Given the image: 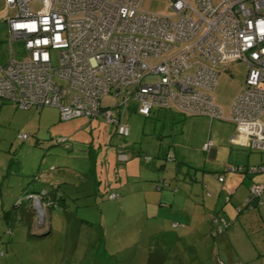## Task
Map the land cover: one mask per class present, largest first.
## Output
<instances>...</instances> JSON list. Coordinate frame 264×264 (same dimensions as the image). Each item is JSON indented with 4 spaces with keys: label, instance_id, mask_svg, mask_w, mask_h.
<instances>
[{
    "label": "rangeland",
    "instance_id": "obj_1",
    "mask_svg": "<svg viewBox=\"0 0 264 264\" xmlns=\"http://www.w3.org/2000/svg\"><path fill=\"white\" fill-rule=\"evenodd\" d=\"M170 3L171 0H143L141 9L168 16ZM9 13L0 2V64L10 58L2 23ZM13 51L16 59L23 55L17 45H13ZM163 60L164 57L148 60L147 64L153 67ZM51 65H58L56 52L51 54ZM223 68L213 95L214 103L226 119L235 97L242 92L247 67L243 62H229ZM157 79L150 76L143 82L152 83ZM121 102V96L104 95L101 107L112 108L115 115V108ZM136 107L131 101L123 114L122 122L129 128V135L123 138L103 117L62 121L56 108L20 109L0 102V264H148L150 254H154L155 264H264V223L253 225V229L246 224V233L238 219L239 214L247 212L242 206L248 194L243 196L242 205L234 208L237 217L230 223L226 220L229 227L226 232L237 227L229 242L224 243L220 241L226 240V235L212 238L211 224L209 229L197 232L187 219L171 227L172 221L177 220L171 217L170 208L161 209L160 215L151 214L147 204L157 200L144 198L147 193L159 194V190L148 192L149 187L159 181L156 179L165 181L164 188L167 182L170 187L173 178L186 185L199 184L201 176L213 171L210 168L214 169L215 163L227 166V157L233 155L232 152L243 153L245 160L250 153L252 159L263 163L264 153L230 146L233 126L225 120L211 121L176 112L172 120L162 113L154 119L139 115ZM20 134L28 138L19 139ZM58 138L66 139L69 148L57 144ZM209 142L213 144L211 149L217 151L214 159L202 150ZM159 147L165 148L161 153L167 151L175 159L165 160L158 155ZM122 148L129 151L126 153L129 160L125 163L117 160V152ZM133 151L137 155L131 158ZM41 174H52V179L48 177L47 181L51 180L50 185H40ZM32 186L45 188L52 195L57 193L56 198L62 200L58 205L54 199L47 201L48 213L44 210L40 218L34 217L41 228H37L34 221L28 226L26 202L5 221L1 217L2 207L9 211ZM237 192L239 195L241 190ZM111 193L117 198L109 199ZM229 195L232 201L237 196L228 193L218 205L229 206ZM35 204L39 206L40 202L35 201ZM249 212L257 214V207L248 209ZM250 217L247 223L251 222ZM162 231L178 235L181 240L166 245L159 239ZM188 245L193 246V253L187 249Z\"/></svg>",
    "mask_w": 264,
    "mask_h": 264
},
{
    "label": "built area",
    "instance_id": "obj_2",
    "mask_svg": "<svg viewBox=\"0 0 264 264\" xmlns=\"http://www.w3.org/2000/svg\"><path fill=\"white\" fill-rule=\"evenodd\" d=\"M142 1L0 0L10 11L2 22L10 58L0 64V102L56 108L62 121L103 117L125 138L129 128L122 117L132 101L143 117L161 109L225 120L234 127L229 144L264 153V0H171L168 16L142 10ZM13 45L23 53L18 59ZM53 52L57 67L51 65ZM161 57V63L147 64ZM229 62L245 63L247 72L225 119L213 92ZM150 76L157 81L143 82ZM104 95L121 96L115 115L101 107ZM55 142L69 148L64 138ZM211 147L209 142L203 149ZM126 153L118 150L119 162L128 160ZM228 171L255 175L264 173V165ZM263 190L251 184L242 209L259 207ZM46 196L45 190L25 195L35 218L46 210ZM212 223L214 237L227 226L217 216Z\"/></svg>",
    "mask_w": 264,
    "mask_h": 264
},
{
    "label": "crops",
    "instance_id": "obj_3",
    "mask_svg": "<svg viewBox=\"0 0 264 264\" xmlns=\"http://www.w3.org/2000/svg\"><path fill=\"white\" fill-rule=\"evenodd\" d=\"M160 113H162L163 116H168L172 120L175 111L173 112V111H165V110H161V109H154V110H152V112L148 118H151V117H153L154 119L158 118ZM233 129H234V127H233ZM233 129H232V133H233ZM230 146H231V144H230ZM212 147H213V144H212ZM232 147H235L236 149L244 150V148H240L237 146L232 145ZM161 150H165V148L159 147L157 150V154L160 155L161 157H165V160H166L168 153H167V151H165V153H161ZM202 150H203V152L206 153V155H208L209 158H211V159L215 158L216 152H217L216 150H214V149H211V150L202 149ZM127 152H129V151H127ZM232 153H233V155L229 154V156L227 157V166L228 167L223 166L222 162L215 163L213 165L214 169H212V167L210 168V170H213V171H208L207 174H205V176L204 175L201 176V180H200L199 184H197V182H193V183H189L186 185V183L181 182L180 180H177V178H173L174 181H172V184H170V187H169V183L167 182L168 187L166 186V188H164V187L160 188L159 184L162 180L156 179V180H159L160 182L158 181L159 183L157 182V184L153 183L149 187L148 192L154 193L157 190H159V194L157 195V194H148L147 193V196L144 195V198H148V199L150 198L149 199L150 201L157 200V201H155L156 203L147 204L150 206L151 214L160 215L161 209L170 208L171 217L176 218V220H177L174 222L172 221V224L176 223L177 226H179L180 225L179 222H184V220L187 219L188 222H191V224L194 226V228H196V232H197V230H201L202 228L209 229L210 223H211L210 222L211 218L214 216L222 218L223 220H225V222L227 220L230 223L232 219H235L237 217V216H235L236 214L234 212V208L242 205L241 203L244 201V198H245L243 196H247V194H249L248 192H249V188H250L251 184H253V183H257V184L264 183V175L257 176L256 174L255 175H248V174H237V173L229 172L228 168H230V167L248 166V165H255V164H257V165L263 164L264 165V163L262 161H257L256 159H252V156H250V153H247V159L246 160L244 159L243 153H242L243 156L238 151H235ZM135 155H137V153H136V151H133L131 158L134 157ZM172 157L174 160L175 156L173 155ZM230 162H233L234 165H231ZM120 163H125V162H120ZM163 166L164 165H161L160 168H163ZM179 173H181L180 170H179ZM209 173H212L213 175L217 174V175L223 176L224 181L222 183L215 182V180H217L216 177L211 176ZM40 177L42 178L40 185H42V184L43 185H47V184L50 185L51 180H49L50 182H47V181H48V177L50 179H52V174H41ZM180 185L183 186L182 189L179 187ZM28 189L33 190L35 192H39L45 188H42V187L33 188V186H32ZM238 189L241 190V193L239 195L237 192ZM45 191L47 193V196L44 199L45 202L51 201L53 199L56 202L58 201V199L56 198L57 193H53V195H52V192H48L49 190L45 189ZM232 192H233V195L236 194L237 196L233 199V201H232V199H230L232 195L228 196V198H229L228 201L230 202L229 206L226 205L227 206L226 207L224 205L222 206L221 204L218 205V203L222 200L223 197H225L228 193H232ZM148 195H150V196L148 197ZM263 195H264V190H263V193L261 196V205L259 207H257V212H258L257 214H251L252 211L247 213L248 209H244L247 211V212H245V214L244 213L239 214V217H238L239 222H240V224H244L243 229H244V232H246V233H247L248 228L253 229L254 226H256L257 224L261 223L260 225L262 226V223H264V199L262 200ZM186 200H188L189 202L186 203ZM144 202H145V199H144ZM57 204H59V203H57ZM53 207H55V206L53 205ZM145 208H147V207L145 206ZM6 211H4L3 207H2V210H1L2 216L1 217L4 218V213ZM46 212L48 213V207L46 208ZM147 212H148V208H147ZM172 212H173V214H172ZM222 212L224 214H222ZM174 215H176V217H173ZM249 216H251L250 217L251 222L247 223ZM47 217H48V214H47ZM4 220L7 221V217L4 218ZM33 221H34V224L37 228L42 227L40 224L35 222L36 220L34 219V216H33ZM48 221H50L49 217H48ZM172 224H171V227H173ZM226 224L228 225L227 222H226ZM246 224H250V226L247 228V230H246ZM235 227H237V225H235ZM235 227H232V229H230L227 232H226L227 228L224 230L223 235H226L227 238H226V240L220 241V243H224L226 241L229 242L230 237H231V233L235 229ZM161 234H164V235L167 234V235L175 238L177 241L181 240L179 237H177L178 235H174L173 233H171L169 231H165V232L162 231L161 233H159V235H161ZM241 262H242V260H241Z\"/></svg>",
    "mask_w": 264,
    "mask_h": 264
},
{
    "label": "trees",
    "instance_id": "obj_4",
    "mask_svg": "<svg viewBox=\"0 0 264 264\" xmlns=\"http://www.w3.org/2000/svg\"><path fill=\"white\" fill-rule=\"evenodd\" d=\"M64 147V146H63ZM127 149V148H126ZM129 159V158H128ZM128 161V160H127ZM162 182V184L160 183L159 184V187L160 188H162V185H163V187H164V180H162L161 181ZM25 195L26 194H28V193H39V192H35V191H33V190H30V189H28V190H25ZM47 194V193H46ZM111 194H114V193H111ZM110 194V195H111ZM25 195L23 196V198H21V196L18 198V200H16L12 205H11V209L9 210V211H6L5 213H4V218H6L7 217V220H8V218H9V216H10V214L12 213V212H14V211H16L17 209H19V208H21L22 206H21V204H24L25 202H26V204H28L29 205V209H26V217H27V224H28V226H30L31 225V223H32V221H33V216H34V213H33V210L31 209V207H30V202L28 201V200H26L24 197H25ZM110 195L108 196V198L110 199ZM113 199H116V198H113ZM44 200V199H43ZM60 200H62L61 199V197L58 199V201L56 202V205H58L57 203H59V201ZM45 202V201H44ZM47 204V203H46ZM53 205H55L54 203H51V206L53 207ZM27 206V205H26ZM48 208L50 207V206H48V205H46ZM39 207V206H38ZM211 223V228H212V232H211V236H212V238L213 239H216L217 237H219V236H221V235H223L224 234V230L227 228V226L226 227H224L223 228V232L220 234V235H217L216 237H214L213 236V231L215 230V227H214V225H213V223H212V218H211V221H210ZM48 234H49V232H48ZM31 236H34V235H31ZM37 237H41V236H37ZM159 239H160V241L161 242H164L166 245H171V244H175L176 242H177V240L175 239V238H173V237H171V236H169V235H167V234H161L160 235V237H159ZM176 240V241H175ZM188 250H191V252L193 253V246L192 245H188V248H187ZM0 253H1V251H0ZM154 254H150L149 255V263L148 264H155V260L153 259V256ZM2 256V254L0 255V257Z\"/></svg>",
    "mask_w": 264,
    "mask_h": 264
},
{
    "label": "bare ground",
    "instance_id": "obj_5",
    "mask_svg": "<svg viewBox=\"0 0 264 264\" xmlns=\"http://www.w3.org/2000/svg\"><path fill=\"white\" fill-rule=\"evenodd\" d=\"M37 208H39V207L37 206ZM40 214L42 215V211H40Z\"/></svg>",
    "mask_w": 264,
    "mask_h": 264
}]
</instances>
